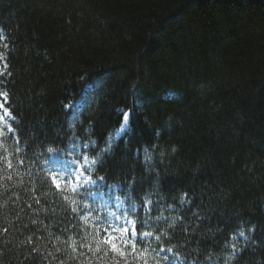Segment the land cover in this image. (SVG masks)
<instances>
[{"label": "trees", "instance_id": "16d2710c", "mask_svg": "<svg viewBox=\"0 0 264 264\" xmlns=\"http://www.w3.org/2000/svg\"><path fill=\"white\" fill-rule=\"evenodd\" d=\"M0 56V264H264V0H0Z\"/></svg>", "mask_w": 264, "mask_h": 264}, {"label": "rangeland", "instance_id": "374dc122", "mask_svg": "<svg viewBox=\"0 0 264 264\" xmlns=\"http://www.w3.org/2000/svg\"><path fill=\"white\" fill-rule=\"evenodd\" d=\"M0 64H1V60H0ZM3 64V63H2ZM1 64V65H2ZM0 65V66H1ZM6 116H9L8 115V112H6V114H5ZM123 127H125V125L123 126ZM62 170V168L61 167H56L55 168V172H56V174H53V175H51V178H52V181L54 182V184H56L57 186H59L60 185V182H61V178L60 177H58L57 175H58V173L60 174V171ZM76 173H79V171L78 170H76ZM108 241H109V239H108ZM112 248H113V250H114V258H116V259H122L123 258V254L119 251V249L115 246V245H113L112 246Z\"/></svg>", "mask_w": 264, "mask_h": 264}]
</instances>
